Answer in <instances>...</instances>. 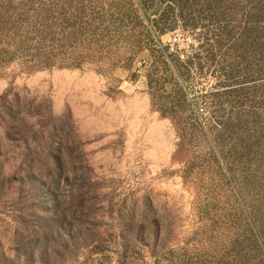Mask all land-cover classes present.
<instances>
[{
  "label": "rangeland",
  "instance_id": "obj_1",
  "mask_svg": "<svg viewBox=\"0 0 264 264\" xmlns=\"http://www.w3.org/2000/svg\"><path fill=\"white\" fill-rule=\"evenodd\" d=\"M115 2L0 49V264H264V0Z\"/></svg>",
  "mask_w": 264,
  "mask_h": 264
},
{
  "label": "trees",
  "instance_id": "obj_2",
  "mask_svg": "<svg viewBox=\"0 0 264 264\" xmlns=\"http://www.w3.org/2000/svg\"><path fill=\"white\" fill-rule=\"evenodd\" d=\"M141 3L143 0H138V4ZM118 7L115 0H0V49H6L8 45L19 41L21 47L17 49L25 46L24 42H38L47 51L49 32L53 28L65 41L72 39L79 48H88V51L92 50L97 56L103 57L104 50L99 52L96 48L105 42L113 45L112 37L116 32L113 26L116 25L117 32L119 27L112 23L108 15H114ZM56 11L60 12L57 15L63 20L52 16ZM67 19L72 20L74 26H68L65 23ZM87 50L85 52L88 55ZM24 53L31 54V51ZM6 55L2 54L3 60L7 59ZM162 56L165 59L164 51ZM24 58L41 61L43 68L55 67L50 54L33 58L27 55ZM250 229L259 240L255 227Z\"/></svg>",
  "mask_w": 264,
  "mask_h": 264
},
{
  "label": "built area",
  "instance_id": "obj_3",
  "mask_svg": "<svg viewBox=\"0 0 264 264\" xmlns=\"http://www.w3.org/2000/svg\"><path fill=\"white\" fill-rule=\"evenodd\" d=\"M174 43H180L179 39H174Z\"/></svg>",
  "mask_w": 264,
  "mask_h": 264
}]
</instances>
